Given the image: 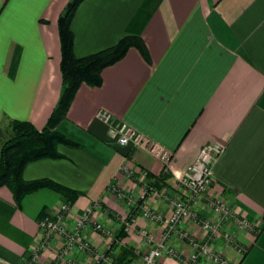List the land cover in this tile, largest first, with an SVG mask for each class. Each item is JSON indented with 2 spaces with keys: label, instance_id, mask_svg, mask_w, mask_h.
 Segmentation results:
<instances>
[{
  "label": "crops",
  "instance_id": "crops-1",
  "mask_svg": "<svg viewBox=\"0 0 264 264\" xmlns=\"http://www.w3.org/2000/svg\"><path fill=\"white\" fill-rule=\"evenodd\" d=\"M71 1L0 0V127L7 120L29 122L39 131L47 126L63 89L58 22ZM71 29L77 58L129 36L143 40L148 56L131 48L103 70L100 87L82 84L55 130L78 147L59 145L63 158L25 168L26 181L51 180L78 193L74 202L41 189L19 206L9 188H0V264H27L41 238L40 220L55 217L65 203L74 210L69 225L77 214L99 205L94 220L114 238L88 230L94 252L111 243L116 263L138 259L149 249L141 231L158 239L164 225L139 213L126 228L131 209L116 190L137 199L143 188L123 169L133 168L136 179L140 171L159 176L165 166L160 155L171 157L167 187L145 203L167 220L171 208L162 194L176 193L182 176L209 144L226 148L213 169L209 196L224 197L251 226L223 225L242 252L223 238L212 246L231 264H264V0H84ZM100 111L112 114L113 127L126 123L146 145L120 146L98 119ZM195 210L205 220H216L205 198ZM185 227L206 238L198 224ZM52 244L62 247L58 238ZM170 244L190 253L176 236ZM53 253H42L35 264H48ZM72 256L83 264L95 262L94 253ZM160 264L181 263L164 256Z\"/></svg>",
  "mask_w": 264,
  "mask_h": 264
},
{
  "label": "built area",
  "instance_id": "built-area-1",
  "mask_svg": "<svg viewBox=\"0 0 264 264\" xmlns=\"http://www.w3.org/2000/svg\"><path fill=\"white\" fill-rule=\"evenodd\" d=\"M98 119L107 124L111 136L120 146H131L141 148L146 145L143 136L133 130L126 123L118 127L112 126L113 116L107 111H100ZM225 146L220 144H209L202 148L197 160L187 169L179 182V187L173 196L167 192L162 194L169 202L171 215L165 220L164 216L152 209L145 208L147 199L155 193H160L147 186V172L140 171L137 179L143 188V193L137 199L132 195L116 190L119 200L126 202L131 209L130 214L142 213L143 217L155 222L163 223L164 229L160 238H156L148 230H142L141 236L149 246L147 252L140 254L138 259H130L121 264H160V259L169 256L180 261L181 264H203L209 261L212 264H231L227 257L215 251L213 241L225 239L228 244H236V240L224 231L223 225L227 222H234L240 230L251 228L247 219L243 218L232 208L231 204L222 196H209L213 183V169L219 159L225 153ZM164 165L168 167L171 157L167 154L160 155ZM125 174L129 178L136 179L135 170L125 167ZM206 199V205L216 215L215 221L205 220L195 210V204L200 199ZM99 205H93L81 214H77L74 224L69 225L68 219L74 215L70 203L63 204L57 211L55 217H45L39 222L41 238L35 242L31 249L32 257L27 264H35L39 256L47 251H53L48 264H57L60 260L64 264H83L77 261L72 254L75 252L94 253V264H118L112 254L113 244H108L103 251L94 252L92 242L87 238L88 230L101 233L108 239H113V232L102 223L94 220L95 211ZM125 224L126 228L135 220ZM189 223L198 224L206 234L205 239H199L185 226ZM176 236L181 242L186 243L190 253L185 255L170 244V240ZM58 238L62 247L53 248V241ZM239 247V246H238ZM242 252V248L239 247ZM120 264V263H119Z\"/></svg>",
  "mask_w": 264,
  "mask_h": 264
},
{
  "label": "trees",
  "instance_id": "trees-1",
  "mask_svg": "<svg viewBox=\"0 0 264 264\" xmlns=\"http://www.w3.org/2000/svg\"><path fill=\"white\" fill-rule=\"evenodd\" d=\"M83 1L72 0L58 22L62 51L63 89L47 126L39 131L29 122L7 120L0 127V188H9L19 206L25 196L41 189L53 190L69 201H75L78 193L51 180L26 181L23 178L25 168L36 161L63 158L58 152L59 145L78 147L55 130L66 119L82 84L100 87L103 82V70L123 60L131 48L138 49L146 58L148 56L143 40L140 37L129 36L112 48L85 58H77L74 54V35L71 25ZM169 178L168 167L164 166L159 176L147 172L146 183L148 187L160 191L167 187ZM135 181L140 184L138 179ZM133 216H137L136 212L129 215L127 222H131Z\"/></svg>",
  "mask_w": 264,
  "mask_h": 264
}]
</instances>
